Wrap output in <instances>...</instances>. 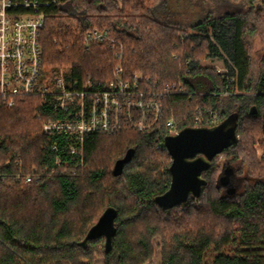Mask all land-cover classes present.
Wrapping results in <instances>:
<instances>
[{"label":"trees","instance_id":"16d2710c","mask_svg":"<svg viewBox=\"0 0 264 264\" xmlns=\"http://www.w3.org/2000/svg\"><path fill=\"white\" fill-rule=\"evenodd\" d=\"M186 1L199 5L200 14L204 0H63L51 5L38 34L40 71L51 76L66 70L78 83L102 84L122 48L126 76L139 72L156 78L160 87H182L183 93L160 99L162 120L171 118L174 130L194 126L195 118L197 126H212L237 117V141L221 154L243 167V187L228 194L219 184V154L204 173L197 199L158 208L153 199L170 182L166 130L159 136L133 129L88 136L84 165L76 166L63 154L66 170L28 183L24 175L46 166L51 170L55 155L42 121L34 117V100H16L9 109L0 107V264H93L96 259L145 264L154 256V238L160 240V264H264V163L252 150L254 136L264 135V69L252 84L245 41L264 20V0H243L248 10L226 8L185 26L191 18L185 16ZM92 29L105 31L108 39L86 41ZM214 57L222 60L223 74L198 63ZM223 92L228 94L221 99L217 93ZM210 112L218 115L215 123L209 121ZM128 150L133 151L130 161L113 176L115 162ZM107 207L117 212L110 251L105 252L103 238L80 247Z\"/></svg>","mask_w":264,"mask_h":264},{"label":"built area","instance_id":"2783aa9c","mask_svg":"<svg viewBox=\"0 0 264 264\" xmlns=\"http://www.w3.org/2000/svg\"><path fill=\"white\" fill-rule=\"evenodd\" d=\"M63 0H0V107L9 109L16 100L37 99L34 117L42 121L41 131L50 138L49 149L54 153L51 170H32L24 175L26 182L66 170L62 161L68 155L76 166L84 165V142L94 134L111 135L126 129L140 133L166 130V135L176 134L171 118L162 120V97H171L184 91L181 86L168 84L160 87L156 78L134 72L126 76L122 67V54H115L116 62L110 79L92 85L90 81L78 83L71 80L66 70L45 76L40 71L41 48L39 31L46 16L45 9ZM108 39L105 31L92 29L86 41ZM223 74V68L216 69ZM228 93H217L218 97ZM215 123L218 115L208 114ZM200 122L195 118L194 127ZM263 144L256 151L264 163ZM156 148L161 144L156 139Z\"/></svg>","mask_w":264,"mask_h":264},{"label":"water","instance_id":"95a60500","mask_svg":"<svg viewBox=\"0 0 264 264\" xmlns=\"http://www.w3.org/2000/svg\"><path fill=\"white\" fill-rule=\"evenodd\" d=\"M254 113L255 108L251 107L250 114ZM236 126L237 117L230 115L212 126H188L176 134L166 135L163 145L171 157L168 168L170 182L164 193L154 197V204L158 208L169 210L184 204L189 197L197 199L206 183L204 173L211 167L213 158L237 141ZM132 155L133 151L128 150L121 160L115 162L113 176L121 174L123 164L129 162ZM231 172V167H227L218 180L221 186L227 188L228 194L235 192V188L229 184ZM116 215L113 207H107L78 245L84 248L88 241L103 238L104 250L109 252L116 231Z\"/></svg>","mask_w":264,"mask_h":264},{"label":"rangeland","instance_id":"374dc122","mask_svg":"<svg viewBox=\"0 0 264 264\" xmlns=\"http://www.w3.org/2000/svg\"><path fill=\"white\" fill-rule=\"evenodd\" d=\"M202 3V10L200 11L199 14V5H189L185 13L186 17H191L190 21L186 25H194L195 23L202 21L205 17L210 16L211 18H214L217 14V11H221V9H224L225 4L231 3L234 6H230L231 9L237 8L240 9L241 11L248 10V5L243 1V0H204L200 1ZM257 8H260L258 6ZM184 9V8H183ZM226 9V8H225ZM225 11V10H223ZM199 15V16H197ZM264 17V6H263V13ZM245 41L247 43V47L250 50V59L252 62L251 66V83L254 84L260 74L262 73L264 69V20L262 21L261 25H256V28L254 29L253 32H250L246 35ZM198 63L201 66L213 68V69H220L221 71L223 70V62L220 58H209V59H204L201 61H198ZM226 69V68H225ZM224 97V96H223ZM221 97V99L223 98ZM33 99V98H32ZM34 103L33 105L35 106L37 103V99H33ZM215 125V124H214ZM264 135H255L252 143V150L254 152V155L258 161L259 158L257 157L256 151L258 148H260L263 144L262 137ZM228 161L235 169H236V179H237V190L241 189L243 187V183L245 181L246 175L244 173V169L241 165H239L237 162H231L229 161V158L226 157V154H221L217 157V162L216 166L221 168L222 162ZM86 167V166H84ZM87 169V168H85ZM158 244H160L159 238H154L153 239V246H154V256L151 259V261L145 263V264H160V249L158 247ZM93 264H102V259H96Z\"/></svg>","mask_w":264,"mask_h":264},{"label":"flooded vegetation","instance_id":"af4514ba","mask_svg":"<svg viewBox=\"0 0 264 264\" xmlns=\"http://www.w3.org/2000/svg\"><path fill=\"white\" fill-rule=\"evenodd\" d=\"M227 167H231V169H232V172L229 175V184L231 186H233L235 189H237L236 169L228 161L222 162V164H221L222 170H221L220 176L224 175V172L227 169ZM224 188H226V187H224Z\"/></svg>","mask_w":264,"mask_h":264},{"label":"crops","instance_id":"0c3cea01","mask_svg":"<svg viewBox=\"0 0 264 264\" xmlns=\"http://www.w3.org/2000/svg\"><path fill=\"white\" fill-rule=\"evenodd\" d=\"M189 5H192V4H191L190 2H188V1H186L185 7L188 8ZM230 6L232 7V6H234V5L231 4V3L225 4L224 6H222V7H224V9H221V8H220V10L223 11V10H225V8H227V9H231ZM186 8H185V9H186ZM185 18H186V17H185ZM185 18H184V19H185Z\"/></svg>","mask_w":264,"mask_h":264}]
</instances>
